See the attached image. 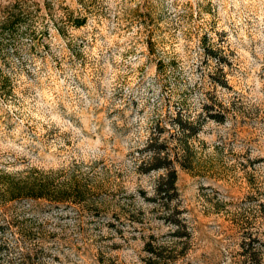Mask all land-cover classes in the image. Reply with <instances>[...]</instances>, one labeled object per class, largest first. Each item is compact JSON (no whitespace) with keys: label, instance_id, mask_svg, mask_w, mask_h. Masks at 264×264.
<instances>
[{"label":"rangeland","instance_id":"rangeland-1","mask_svg":"<svg viewBox=\"0 0 264 264\" xmlns=\"http://www.w3.org/2000/svg\"><path fill=\"white\" fill-rule=\"evenodd\" d=\"M71 15L86 24L75 27ZM13 20L23 25L2 40L14 88L0 97V176L108 171L136 196L144 220L116 218L112 197L106 210L20 200L0 204V225L20 214L56 233L46 242L56 255L49 264H144L149 235L172 226L138 196L153 195L158 173H138L131 152L174 102L184 99L195 115L215 97L226 121L206 120L190 140L195 170L178 167L194 238L178 264H249L246 231L264 247V0H0V24ZM208 46L228 57L227 87L208 76L216 67L204 61Z\"/></svg>","mask_w":264,"mask_h":264},{"label":"trees","instance_id":"trees-1","mask_svg":"<svg viewBox=\"0 0 264 264\" xmlns=\"http://www.w3.org/2000/svg\"><path fill=\"white\" fill-rule=\"evenodd\" d=\"M69 20L75 27H82L86 24L87 16L71 15ZM21 25L23 24L18 20L0 24V97L3 99L12 95L14 85L2 65L11 56L10 51L6 50L8 45L3 44L2 40L5 34L9 35L11 27L18 30ZM205 48L204 61L213 59L216 62L215 70L208 73L211 82L222 87L229 86L223 66L230 64L227 55L212 46ZM210 100L204 102L202 111L195 115L189 111L184 99L174 102L173 106L170 105L165 110L164 115L156 114L150 123L147 141L131 152L138 173H158L153 195L140 189L138 196L153 203L154 209L160 212L159 217L172 226L167 236L149 235L144 244V264H178L192 248L194 238L191 222L184 209L179 206L178 167L186 171L195 170L199 158L190 140L198 136L206 120L218 123L226 121L228 109L215 97ZM110 197L118 203L114 211L116 218L124 217L130 224L143 222V211L136 204V196L128 193L124 181L112 180L108 171L95 172L92 167L90 171L71 174L65 170L54 172L31 168L14 175L2 172L0 176L2 205L11 201L46 200L57 206L68 204L106 210ZM258 208L260 216L264 218V200L259 202ZM241 225L245 227L243 222ZM7 229L10 230L11 239L4 237ZM122 230L119 232H123ZM246 232L250 235V241L243 244L245 261L249 264H261L264 259L263 244L255 243L256 237L253 238L251 232ZM0 234L4 238L0 242V248L6 246L9 249L5 254L0 253L1 264H49L51 258H56L52 249L46 245L56 233L46 229L36 218L16 214L0 225Z\"/></svg>","mask_w":264,"mask_h":264}]
</instances>
